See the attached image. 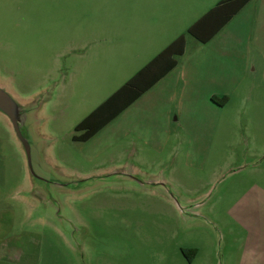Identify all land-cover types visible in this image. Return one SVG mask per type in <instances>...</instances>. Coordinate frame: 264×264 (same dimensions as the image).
Instances as JSON below:
<instances>
[{
	"label": "rangeland",
	"instance_id": "rangeland-1",
	"mask_svg": "<svg viewBox=\"0 0 264 264\" xmlns=\"http://www.w3.org/2000/svg\"><path fill=\"white\" fill-rule=\"evenodd\" d=\"M43 2L0 0V57L13 62L6 74L16 71V78L6 79L15 97L36 102L35 171L67 186L60 193L49 184L40 198L47 203L28 217L25 203L10 194L17 185L19 197H28L25 157L0 114V184L7 186L0 190V264L181 263L180 245H198L199 262L215 255L224 264L264 251V191L257 187L264 185V155L258 157L264 154V66L256 72L253 49L235 44L242 38L239 21L217 35L229 44L212 98L222 102L224 89L236 86L240 57L247 54L246 83L224 106L211 98L216 107L198 103L184 111L202 124L196 134L177 138L181 100L156 87L82 143L73 139L81 134L76 126L128 80L73 79L65 86L56 61L69 37L61 16L46 13ZM91 7L92 0H83L76 18ZM186 38L190 52L198 42ZM215 121L221 122L216 137ZM162 177L171 185L160 184ZM206 216L211 225L198 219Z\"/></svg>",
	"mask_w": 264,
	"mask_h": 264
},
{
	"label": "crops",
	"instance_id": "crops-1",
	"mask_svg": "<svg viewBox=\"0 0 264 264\" xmlns=\"http://www.w3.org/2000/svg\"><path fill=\"white\" fill-rule=\"evenodd\" d=\"M221 1L92 0V7L84 14L83 19L79 17L77 19L76 13L81 11L83 0H44L45 12L49 15L58 14L61 16L59 18L62 20L60 27L69 37L66 42H61L58 46V61L56 62H59V67L56 72H63L65 86L70 85L73 79L76 82L77 80L91 79L110 80V78H126L129 81ZM66 14L68 15L65 16ZM64 18H68L70 22L64 23ZM236 20L239 21L242 38L235 40V44L239 47H246V50L249 47L253 49L255 55L251 62L257 72L259 66H264V0H251L226 26ZM247 31H249L248 35ZM217 35L206 44L196 40L198 44L190 52L187 50L186 43L184 55L177 57V66L150 89L160 87L166 92L169 91L172 96H179L184 110L176 119L178 122L175 133L177 138L183 135L181 133L192 135L197 133L195 129L198 127L201 129L202 124L193 121L188 114L184 113L186 109L194 107L198 103L207 107L210 105L216 107L211 98L217 91L210 89L211 85L217 84L216 82L225 68L227 60L223 54L226 53L224 48L229 44L217 41ZM241 59H244V65L238 67V79L234 78L236 86L227 90L223 86V94L227 96L234 92H240L246 83L245 77L247 71L249 72L250 58L246 54L240 57V61ZM235 61L237 60L235 59ZM10 62L13 63L11 60L5 59L4 56L0 57V84L8 86L16 94L12 83L6 79L16 78V71L12 76L6 74L10 73L8 70ZM220 124V121L214 122V137L217 136ZM108 125L91 139L99 135ZM78 133L82 134V132ZM91 139L85 142L87 143ZM263 155L259 154L258 157ZM170 180L176 184L173 178ZM162 181L171 183L165 177H162ZM257 187L264 191V185L257 183ZM3 188L6 189L7 186L0 184V190ZM18 188L16 185L13 191L11 187L10 194L25 203L28 217H31L34 208L37 207L36 202L27 197L20 198ZM2 196L0 195L1 198ZM198 219L211 225L210 218L207 216ZM242 219L245 220L239 216L236 221L243 222ZM2 232L3 227L0 228V238H2ZM178 233L174 228L175 237ZM177 248L176 251L177 253L181 252L183 262L180 263L177 260L171 264H223L222 260H219L220 257H215V255L211 258L212 262H199L204 253L198 245L188 247L180 245ZM217 254L220 256L221 252ZM3 258L2 242H0V260ZM242 258L235 263L227 262L226 259L223 261L224 264H264V251L251 252L250 261L245 258L242 261Z\"/></svg>",
	"mask_w": 264,
	"mask_h": 264
},
{
	"label": "trees",
	"instance_id": "trees-1",
	"mask_svg": "<svg viewBox=\"0 0 264 264\" xmlns=\"http://www.w3.org/2000/svg\"><path fill=\"white\" fill-rule=\"evenodd\" d=\"M250 1L251 0H222L218 3L194 23L186 34L180 35L79 123L76 126V132H82V134L75 135L73 139L80 142L91 139L174 69L178 64L177 57L185 53L187 35L193 37L199 43H208ZM212 100L220 106H224V104L229 101V97L225 96L222 102L215 101V98H212ZM184 251L186 252V250Z\"/></svg>",
	"mask_w": 264,
	"mask_h": 264
},
{
	"label": "water",
	"instance_id": "water-1",
	"mask_svg": "<svg viewBox=\"0 0 264 264\" xmlns=\"http://www.w3.org/2000/svg\"><path fill=\"white\" fill-rule=\"evenodd\" d=\"M15 96L16 94L8 86L0 84V114L7 120L12 135L25 157V167L28 177L27 198L35 200L37 207H43L44 203L47 202L44 200L41 201L40 198L46 196V192L51 189L48 185L52 184V182L39 175L35 171L33 165L30 138L33 136L32 134L36 135V122L34 121V115L37 110L36 102H24L17 99ZM160 184L167 183L164 182ZM52 185H57V187H59L56 190L57 192L64 193L66 191H63L62 187L67 185Z\"/></svg>",
	"mask_w": 264,
	"mask_h": 264
}]
</instances>
